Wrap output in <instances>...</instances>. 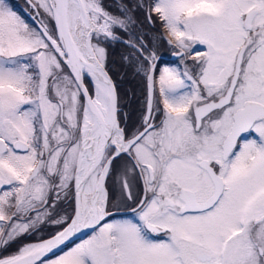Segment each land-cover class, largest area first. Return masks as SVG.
I'll list each match as a JSON object with an SVG mask.
<instances>
[{
    "label": "snow or ice",
    "instance_id": "obj_1",
    "mask_svg": "<svg viewBox=\"0 0 264 264\" xmlns=\"http://www.w3.org/2000/svg\"><path fill=\"white\" fill-rule=\"evenodd\" d=\"M119 7L0 0V264H264V0Z\"/></svg>",
    "mask_w": 264,
    "mask_h": 264
},
{
    "label": "trees",
    "instance_id": "obj_2",
    "mask_svg": "<svg viewBox=\"0 0 264 264\" xmlns=\"http://www.w3.org/2000/svg\"><path fill=\"white\" fill-rule=\"evenodd\" d=\"M117 2L118 3H120V2L121 3H128L129 5H131V4H134L136 2V0H104L105 5L113 13L119 12V9L117 7ZM136 15H137L138 21L140 22L141 28L153 29L155 31V34L157 33V35L159 36V33H158L159 25L156 26V28H153L144 21V17L141 13L137 12ZM163 44H164V42L159 40L158 50L163 48ZM113 49H114V56L112 58V62L110 65L111 74L116 79V81L119 84L122 92L126 88V92L129 93V96H131L132 92L134 91L135 92V99H136V97H139V95L142 94V91H137L136 87H138V86H136L134 84H136L138 82L141 83L142 84V90H143L142 79H140V80L138 79L136 81L138 75L135 73V71L133 69L129 68V66L127 64H124L121 61L120 57H121L122 52L124 51L122 46L117 44V45L113 46L112 50ZM112 50H111V52H113ZM123 85L125 88L123 87ZM131 86L133 89L127 90V87L130 88ZM122 88H124V89H122Z\"/></svg>",
    "mask_w": 264,
    "mask_h": 264
},
{
    "label": "rangeland",
    "instance_id": "obj_3",
    "mask_svg": "<svg viewBox=\"0 0 264 264\" xmlns=\"http://www.w3.org/2000/svg\"><path fill=\"white\" fill-rule=\"evenodd\" d=\"M120 4H121V2L120 3H118L117 2V7H118V9H119V12H116V13H114V14H117V15H119L120 14ZM158 26V25H157ZM139 31H142V32H144V33H146V36H147V39H149V40H151V41H153V42H156L157 44L159 43V36L157 35V33L155 34V31L153 30V29H146V28H141V27H139V29H138ZM153 31V32H152ZM111 50L112 49H110V60H111V62H112V58H113V56H114V49L112 50L113 52H111ZM110 65H111V63H110ZM140 80L141 78H140V76H138L137 77V79H136V81L137 80ZM121 80V79H120ZM134 85H136V86H138V87H136V89H137V91H142V84L141 83H136V84H134ZM123 87H124V85H123ZM125 88V87H124ZM124 88H122V89H124ZM128 89H133L132 88V86L130 87V88H128L127 87V90ZM120 90H121V88H120ZM124 91L126 92V88L124 89ZM124 91L122 92V90H121V92L122 93H124ZM129 94V93H128ZM129 98L131 99L132 97L131 96H129Z\"/></svg>",
    "mask_w": 264,
    "mask_h": 264
},
{
    "label": "flooded vegetation",
    "instance_id": "obj_4",
    "mask_svg": "<svg viewBox=\"0 0 264 264\" xmlns=\"http://www.w3.org/2000/svg\"><path fill=\"white\" fill-rule=\"evenodd\" d=\"M13 3L19 5V7L22 9L24 7V0H12ZM159 53H163L164 56H163V59H164V62H167V63H171L174 59H169V49L167 48L166 44L164 43L163 44V48L159 49L158 50ZM141 94V93H140ZM142 100V94L139 95V97H136L134 103H135V106H139V101Z\"/></svg>",
    "mask_w": 264,
    "mask_h": 264
},
{
    "label": "water",
    "instance_id": "obj_5",
    "mask_svg": "<svg viewBox=\"0 0 264 264\" xmlns=\"http://www.w3.org/2000/svg\"><path fill=\"white\" fill-rule=\"evenodd\" d=\"M169 59H174V57L170 55V56H169Z\"/></svg>",
    "mask_w": 264,
    "mask_h": 264
}]
</instances>
